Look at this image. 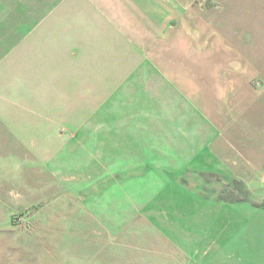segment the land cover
Wrapping results in <instances>:
<instances>
[{"label": "rangeland", "instance_id": "obj_1", "mask_svg": "<svg viewBox=\"0 0 264 264\" xmlns=\"http://www.w3.org/2000/svg\"><path fill=\"white\" fill-rule=\"evenodd\" d=\"M94 28L107 36L115 31ZM70 30L28 28L30 56L50 58L52 37L58 33L61 41L55 74H45L50 86H23L21 99L13 91L6 107L27 120L29 146L6 172L14 185L0 187V264H212V250L228 242V231L264 210V170L187 169L205 166L202 140L190 138L184 155L172 153L168 83L117 74L131 68L116 67V60L101 67V59L83 52L71 59ZM6 32L19 37L25 28ZM106 45L116 50L115 42ZM49 67L50 59L41 67L30 60V72ZM253 130L264 124L250 123Z\"/></svg>", "mask_w": 264, "mask_h": 264}, {"label": "crops", "instance_id": "obj_2", "mask_svg": "<svg viewBox=\"0 0 264 264\" xmlns=\"http://www.w3.org/2000/svg\"><path fill=\"white\" fill-rule=\"evenodd\" d=\"M196 1L0 0V187L14 185L6 172L29 146L28 131L22 130L27 120L6 111L12 92L19 100L23 86H50L45 74H55L60 36L52 37V57L30 56L31 26H69L71 59L83 58V52L86 59H101V67L116 60V67L131 68L117 74L162 77L168 83L172 153L184 155L193 146L188 139L202 140L197 145L203 148L205 166L193 163L187 169L225 170L227 164H245V170H264V130L249 131L250 123L264 124V0ZM95 25L115 31L107 36V30L97 31ZM7 27L25 32L13 36ZM109 42L116 43L114 52ZM34 59L35 67L50 59L52 68L30 72ZM225 147L228 154L217 152ZM249 213L243 226L228 231V242L212 250V264H264V210ZM220 218L221 213L217 223Z\"/></svg>", "mask_w": 264, "mask_h": 264}, {"label": "built area", "instance_id": "obj_3", "mask_svg": "<svg viewBox=\"0 0 264 264\" xmlns=\"http://www.w3.org/2000/svg\"><path fill=\"white\" fill-rule=\"evenodd\" d=\"M20 219H21V217H20V216H17V217H16V220H17V221H19Z\"/></svg>", "mask_w": 264, "mask_h": 264}]
</instances>
